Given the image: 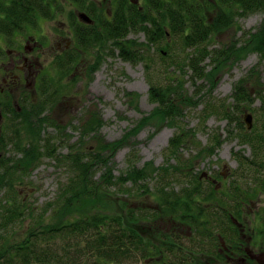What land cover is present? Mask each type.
<instances>
[{
	"label": "trees",
	"instance_id": "16d2710c",
	"mask_svg": "<svg viewBox=\"0 0 264 264\" xmlns=\"http://www.w3.org/2000/svg\"><path fill=\"white\" fill-rule=\"evenodd\" d=\"M162 3L163 1H160L158 5V1H153L152 8L146 11L121 9L113 17L114 23L108 22L104 25L101 21L102 32L100 14L95 9L85 8V3L81 4L80 10L88 13L94 23L79 25L74 14L70 15L69 23L74 28L78 48L88 51L100 45L107 47L113 41V44L120 47V55L124 60L136 63L141 59V55L138 50L131 51V48L139 46L140 43H120L117 40L131 32L143 31L148 40L145 45L157 44L163 48L162 51H167L168 56L163 59L165 68L174 66L183 74L186 68L191 69L190 77L193 83L198 79L208 80L213 86L221 67L238 62L242 54L258 53L259 62L264 60V27L257 28L255 32L243 31L245 37L239 44L236 42L227 48L213 50L208 47V42L214 40L218 33L232 29L237 23V18L264 12V0H168L166 4ZM62 11L60 0H0V55H5L1 45L11 46L13 38L19 33L28 28L35 29L44 22L54 21ZM213 11L215 15L210 17L208 14ZM102 18L105 19L103 15ZM240 30L241 27L236 26V31ZM167 58L170 60L167 61ZM208 58L213 64L211 70L207 69ZM52 66L57 68L55 72H58L59 76H40L38 96L42 97L41 101L36 102L34 96L31 101L26 94V98H23L25 105L20 104L23 108L21 113L16 111L17 107L12 100L0 101L3 109L20 117L23 128L19 130L18 136L24 133L35 139L39 138L31 147L28 142L24 144V138L6 140L3 135L0 136V152H3L0 157V191L6 189L0 198V264H196L198 255L208 257L213 254L220 259L224 256L223 251L237 255L244 252L245 243L238 225L245 228L247 203L264 194V115L261 114L264 112V84L256 85L252 82L253 76L259 73L258 65L251 70V75L236 82L232 95L225 99L227 101L232 98L231 105H227L225 101H220V105L209 104L206 116L207 119L211 115L219 114L229 120V125L236 122V129L232 127L230 130L231 137L239 139L242 145H249L254 152L252 159H244L236 153L240 161L236 176L244 179L245 174H249L253 176L252 184L234 181L233 184L225 183L222 188H217L219 184L216 180L208 178L205 181L201 173L193 172L195 159H205L215 154L216 146L221 144L218 134H214L211 144L203 146L190 161L184 160L180 149L187 144L188 139H192L191 143L196 141L197 132L190 130L189 134H185L186 131L180 130L178 122L185 117L187 110H194L199 106L201 96L197 97V93L189 94L182 76L174 74L165 76V82L151 84L149 97L156 107L151 114L144 115L126 134L136 135L145 124L156 120L177 127L180 132L169 140L162 167L153 168L151 163L139 169L130 164L116 181H113V175L106 172L100 180V177L95 178L97 169L94 170L95 165L105 162L100 152L106 148H114L117 144L108 143L103 139L100 140L99 146L95 145L96 149H88L87 152L84 151L86 140L68 145V155L54 157L57 163L66 165L71 172L68 182L60 188L57 205L59 208L62 206L61 215H72L82 205L87 212L79 219H67V223L59 225L47 224L43 218L36 220L31 212L27 215L23 201L18 200L14 187L16 183L21 182L27 169L36 165L31 163L36 155L37 160L43 154L53 156L51 150L54 147L50 148V142L58 147L61 145L55 139L62 136L60 126L49 122L45 119L47 117H39L52 103L56 104L72 89L78 76L68 79L71 69L65 60H57ZM256 99L262 104L259 110L253 107ZM236 110L241 114L245 112L244 117L237 116ZM203 112L205 113L204 109ZM250 112L255 117V125L253 124L251 129L245 122V116L250 114L253 123L254 117ZM95 119L92 124L96 127L104 124L99 117ZM44 125H53L51 127L60 131L59 135L54 137L47 134L48 136L43 138L41 135ZM99 129L90 127L88 131L94 132L93 138L99 140ZM44 140V145H41ZM10 141L17 151L24 154L20 159L22 167L18 169H21L19 175L16 169V163L19 161L8 156L11 150L7 149ZM27 145L29 146L26 147ZM41 148H46L47 151L41 153ZM174 159L177 160L176 165L172 163ZM148 181H152L154 185L150 186ZM127 182L132 185L125 186L124 183ZM182 182L188 185L179 192L174 184ZM116 185H124L126 192H130L135 198L155 196L154 201L159 210L154 214H135L129 210V215L124 220L104 199V195L109 193L105 189ZM204 203L214 208L207 212ZM146 205L147 202H144L142 206ZM63 210L66 211L63 213ZM140 218L142 221L156 222L162 227H156L155 238L162 243L154 245L152 241L142 238L137 232ZM164 218L167 222L163 221ZM28 220L34 221V226L29 227L24 235V224ZM213 222L218 224L213 225ZM17 225L20 227L15 229V234L6 236L8 230L11 231ZM257 225L255 230L258 229V234L255 235V231L251 238L257 244L261 242L264 249V212L259 213ZM217 228L219 230H216ZM56 238L62 243L56 242Z\"/></svg>",
	"mask_w": 264,
	"mask_h": 264
},
{
	"label": "rangeland",
	"instance_id": "374dc122",
	"mask_svg": "<svg viewBox=\"0 0 264 264\" xmlns=\"http://www.w3.org/2000/svg\"><path fill=\"white\" fill-rule=\"evenodd\" d=\"M71 13H74V9L69 8L68 5L63 6V11L59 16H56L57 18L54 22H44L43 24H46V26L38 32L40 38L46 39L45 45H48V48H44L43 52L39 54L40 58L37 61L39 68L42 70L40 76L45 74H53L55 76L57 74L54 71V66H52L54 53L58 50V43L62 41L61 44L63 46L70 40L73 41V48L75 50L74 55L78 56V59H75L77 63L76 66L82 73H79L78 78L72 85V89L66 92L56 104L52 103V106L43 111L39 117H47L45 119L49 122L60 126L63 139L62 136H58V132L60 131L51 127L53 125H44L41 136H43V138L48 136L47 134L53 135L54 137L58 136L55 139L59 141L61 145L58 147L55 144L52 145L50 142V148L54 147L51 150L53 156L43 154L40 155L37 160L36 155L34 160L31 161L33 165H36L33 168L29 167L27 173L22 176L21 182L16 183L14 186L18 193V200L23 201L24 212H26L27 215L31 212L36 220L43 218L46 220L45 223L47 224L59 225L61 223H67V219L69 221L75 218L79 219L87 212L82 205L83 208L80 207L72 215H61L62 206L59 208L57 205L58 198H60L58 196L60 188L68 182V179L71 177V172L66 165L57 163L54 157L57 155H68V145H72L77 141L76 144L84 140L87 141V145L84 147L85 152L89 151L88 149H90V151H92L93 148L96 149L95 145L97 144V146H99L100 140L103 139L108 143L114 142L117 144L114 148L101 150L100 155L105 162L100 165H95L94 167V170L97 169L96 179L100 177L101 180L104 172H106L107 174L113 175L112 179L116 181L118 177L128 169L130 164H132L131 166L133 168L136 167L139 169L145 164L149 165L151 163H153V168L162 167L165 162L164 153L168 147L169 140L178 134L180 130H185V134H189L190 130H196L197 132L196 141L193 142L196 144L191 143L192 139H188L189 143L187 142V144L180 149L184 160L188 161H190L193 156H196L203 146H209L212 142V136L218 134L221 144L216 146L215 154L205 159H195V166L193 165L194 167L192 168L193 172L201 173L202 179L205 181H207L208 178L216 180L219 184L217 188H222V185L224 186L225 183H227V185L233 184L234 181H239L240 184L244 181L249 184L254 182L253 176H249V174H245L246 178L244 179L236 176V171L240 168V161L237 158L238 154L242 155L244 159L254 158V152L249 145H242L239 139L231 137L230 130L232 127L236 129V122L229 125V120L219 114L211 115L207 119L206 116L208 113V105H220V101H225V99L230 97L236 82L241 78L251 75L250 72L253 68H256V65H258L259 73L253 76L252 82L256 83V85L264 84V60L259 62L258 53L242 54L238 62H234L233 64L228 63L222 66L215 78L216 82L214 86L208 82V80L201 79L194 80V84L190 77L192 75L191 69L186 68L185 74H183L174 66L165 68L163 59H166L168 56L167 51H162L163 48L159 47L157 44L145 45L148 43V40L143 31L139 33L131 32L127 34L126 37L117 40V42L120 43L127 41H136L140 43L139 46L131 48V51L138 50L141 55V59L136 63L124 60L120 55V47L113 44V41H111L107 47L99 46L91 48L88 51L83 49L84 53L79 49V52V50L74 47L77 42L76 38L69 32L67 26L71 18ZM101 14L105 19L107 18L105 12ZM208 15L213 17L215 11ZM74 16L77 18L75 14ZM236 26L241 27L239 32L236 31ZM259 27H264V12L262 11L252 13L247 17L237 18V23L232 29L218 33L214 40L211 39L208 42L209 50L227 48L229 45L236 42L239 44L245 37L243 31L253 30L255 32ZM57 30L60 31V33L56 34V37H58L56 39V37H54L55 32L53 31ZM63 40H66L65 44H63ZM30 46L32 45L30 44ZM181 55L184 56L183 53ZM30 60H32V58H30ZM169 60L170 58H167V61ZM66 64L68 67L73 65L67 62ZM206 64H208L207 69L211 70L213 64H211L210 58L207 59ZM36 73V69L32 72L30 70L29 79L27 81L22 80L20 85H18V89L17 84H14L6 91L8 94L0 93V101L12 100L15 104L14 106L17 107L16 111L18 113H21L23 110L20 104L25 105L24 103L26 101H23V98H26V94L31 101L33 96L36 102L41 101L42 97L40 98L38 96L39 94L35 90V81L33 82ZM174 74L182 76L185 82V88L188 90L189 94L197 93V97L201 96L199 106L194 110L186 111L185 117L178 122L180 130L177 127L170 126L169 123H161V121L156 120L145 124L136 135L127 136L126 134L130 129L144 115L151 114L156 107L149 97L151 84L165 82V76H173ZM57 76L59 75L57 74ZM3 77L4 76H0V87L1 89H7ZM248 86L250 87V85ZM254 92V89H252V93ZM43 101L48 102L46 100ZM225 102L227 105H231L233 100L230 98ZM261 106V102L256 99L253 107L259 110ZM0 111L3 112V121L0 125V136L3 135L6 140H15L17 138L23 140L24 138V144L28 142L31 147L35 145L39 138L35 139L32 136L24 135V133L19 136L17 135L19 130L23 128L20 117L12 115L1 106ZM235 113L237 116L243 118L245 112L241 114L236 110ZM250 113L254 117V114L252 112ZM261 114L264 115V112H261ZM98 117L102 119L104 123L101 127H96V125L92 124L96 121L95 118ZM253 124L255 125V117L252 125ZM73 127H76V129ZM90 127L100 128L97 130L99 140L93 138L94 132L88 131ZM41 141L42 138H40L39 143H41ZM63 142L64 144H62ZM44 143L45 140L41 145H44ZM13 145V142L10 141L7 147V149H11L10 152H8V156H12L19 161L16 163L17 173L19 175L21 171V169L18 170L21 166L20 159L24 157V154L21 151H17ZM28 146L29 145L26 147ZM46 151V148L40 149L41 153ZM2 153L3 152H0V157L3 156L1 155ZM174 160L175 161L172 163L176 165L177 160ZM100 168H102V170H100ZM148 183L150 186L154 185L152 181H148ZM182 183L174 184L176 190L179 192L181 189L183 191L188 185L186 182ZM124 185L129 187L132 184L131 182H127L126 184L124 183ZM123 186L116 185L110 189L106 188V192L109 193L108 195H104V199L113 210L121 214L124 220L127 219L129 210H131V213L134 212L135 214L139 212L154 214L159 210L156 201H154L155 196L145 195L148 198L145 196L135 198L130 192H126ZM242 187L245 188L244 185H242ZM117 189H119V191ZM4 190L6 189H3V191ZM3 191H0V198L3 196ZM144 202H147L146 206H142ZM205 208V211L209 212L214 207H209L207 203H204V209ZM66 210H63V213ZM263 212L264 194L259 195L258 199H253L247 203L245 209L246 216L244 219L245 228L238 225L245 243V249L241 255L229 254L225 251H223L224 256L220 257V259H217L213 254L208 257H206L207 255H198L196 256V264H264L263 245L261 242L257 244L253 241L254 239L252 240L251 238L255 231V235L258 234V229L255 230V228L258 227L257 217L259 213ZM35 219L34 221H36ZM138 220L137 232H139L142 238L152 241L154 245L162 243L160 240H155L157 237L156 227L162 228L161 226L149 220L142 221L141 218ZM34 221H25L24 227L26 229L23 231L24 235H26V230L29 229V227L34 226ZM163 221L167 222L166 218H164ZM216 224H218V222H213V225ZM19 227L20 225H17L13 227L11 231L8 230L6 236L14 235L15 229ZM216 230H219V228ZM20 241H22V239H20ZM56 242H61V240L59 241L58 238H56ZM208 242L210 243L209 238ZM208 255L210 254L208 253ZM258 258H260L261 261L256 262L255 259Z\"/></svg>",
	"mask_w": 264,
	"mask_h": 264
},
{
	"label": "flooded vegetation",
	"instance_id": "af4514ba",
	"mask_svg": "<svg viewBox=\"0 0 264 264\" xmlns=\"http://www.w3.org/2000/svg\"><path fill=\"white\" fill-rule=\"evenodd\" d=\"M153 1H158V5H160V1L162 5L166 4L168 0H61V5L65 6L68 5L69 8L74 9V13L76 15V21L80 24H87L84 21H81L79 18L80 13H86L82 10H80L81 4H84L85 8H92L97 11V13L100 14V31L102 32L101 28V21L105 25V23H114L113 17H115V14L119 10L126 9L127 11L137 9L138 11L147 10L149 8H152ZM124 4H123V3ZM76 11V12H75ZM107 15L106 19H101L102 14L104 13ZM70 14V15H71ZM88 14V13H86ZM94 20V19H92ZM54 22V21H49ZM94 23V21H93ZM46 24L38 25L35 29L34 28H28L25 32L19 33L17 36H15L12 40L11 46H2V50L5 52L0 55V76L3 77V81L7 89H1L0 87V93L4 94L7 93V90L10 89V86L12 87L14 84H17V89L19 88L18 85H20V82L22 80H28L29 79V71L31 72L36 69L37 73L35 74V79H33V82L35 81L36 91L38 92V85L40 83L39 77L41 73V69L38 65V60L40 58L39 54L43 52L44 48H48V45H45V40L39 37L38 32L44 27ZM68 30L70 33H72L73 37H75L74 28L71 26V24L68 22L67 24ZM54 37H56L57 33H60V31H53ZM58 37H56L57 39ZM48 39V37H47ZM65 44L66 40H63ZM62 42V41H61ZM58 43V50L55 51L54 57H53V64L55 65V62L57 60H65V62L69 63L70 65L73 64L74 60L78 59V56L74 55L75 50L73 48V41L70 40L65 45L62 46V44ZM30 44L32 46H30ZM75 49H78V44L75 43ZM102 47V45H100ZM83 53V49H80ZM79 50V52H80ZM76 57H74V56ZM66 56V57H61ZM32 58V60H30ZM35 59V60H34ZM76 60L75 63L70 67L71 73L68 75L71 78H76V76H79V73H82V71L78 70V67L76 66ZM6 62V63H5ZM52 64V65H53ZM37 65V66H36ZM57 68L55 67L54 71H56ZM58 73V72H55ZM44 76V75H42ZM57 76V74H56ZM1 106V105H0ZM1 112V111H0ZM2 114V112H1ZM3 116V114H2ZM3 121V120H2Z\"/></svg>",
	"mask_w": 264,
	"mask_h": 264
},
{
	"label": "water",
	"instance_id": "95a60500",
	"mask_svg": "<svg viewBox=\"0 0 264 264\" xmlns=\"http://www.w3.org/2000/svg\"><path fill=\"white\" fill-rule=\"evenodd\" d=\"M79 18H80V20H82L88 24H93L92 18L86 13H80ZM2 119H3V116L0 112V125L2 124ZM245 122H246L248 128L251 129V127H252V116L250 114H247L245 116Z\"/></svg>",
	"mask_w": 264,
	"mask_h": 264
},
{
	"label": "bare ground",
	"instance_id": "6f19581e",
	"mask_svg": "<svg viewBox=\"0 0 264 264\" xmlns=\"http://www.w3.org/2000/svg\"><path fill=\"white\" fill-rule=\"evenodd\" d=\"M91 25H92V24H91ZM255 261H256V262H259V261H261V259H260V258H258V259H255Z\"/></svg>",
	"mask_w": 264,
	"mask_h": 264
}]
</instances>
